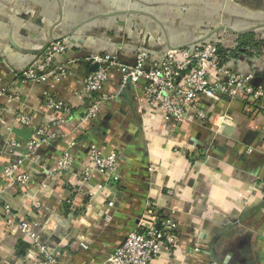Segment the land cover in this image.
I'll return each mask as SVG.
<instances>
[{"label":"crops","instance_id":"obj_1","mask_svg":"<svg viewBox=\"0 0 264 264\" xmlns=\"http://www.w3.org/2000/svg\"><path fill=\"white\" fill-rule=\"evenodd\" d=\"M263 30L264 0H0V77L12 94L0 95V148L62 115L45 106V91L72 107L64 123L50 128L55 139L38 157L21 161V169L33 175L29 185L1 179L3 163L19 159V152L0 155V192L7 206L15 217L34 222L60 264L106 258L134 229L147 202L161 212L172 210L179 230L174 251L151 264H264V117L251 99H204L211 114L226 118L221 129L190 117L163 128L164 114L153 110L144 117L136 111V124L125 101L129 91L114 70L103 90L113 98L93 121L80 122L86 104L76 95L91 53H113L132 63L138 47L156 54L216 37L228 50L226 65L251 72L252 86L264 88ZM250 33L259 46L245 55L240 38ZM58 37L69 48L57 62L71 75L55 83L21 84L15 93L10 69L22 70ZM139 91L132 86L134 103ZM19 113L30 116L29 125L19 123ZM71 143L76 153L66 185L68 173L49 171ZM91 143L118 155L115 181L99 171L80 179ZM29 244L0 207V264L29 262Z\"/></svg>","mask_w":264,"mask_h":264},{"label":"built area","instance_id":"obj_2","mask_svg":"<svg viewBox=\"0 0 264 264\" xmlns=\"http://www.w3.org/2000/svg\"><path fill=\"white\" fill-rule=\"evenodd\" d=\"M220 46L221 37L185 46H173L156 54L138 47L132 63L120 61L113 53L89 54L85 57L86 64L88 66L97 64V68L87 70L79 79L76 95L86 104L80 122L93 121L106 103L113 98V95L103 91L104 84L113 70L119 73L122 86L130 83L140 90L134 96V100L141 117L150 110L164 114L163 128L190 117L197 123L212 121L221 129L226 123V118L221 114H211L204 105V99L213 101L222 98L231 101L251 99L259 116L264 117V88L252 86L251 72L242 73L226 65ZM68 48V41L58 37L45 46L25 68L19 71L10 69V83L15 88L14 92L17 93L21 84L55 83L67 79L71 75V70L57 60ZM2 63L4 60L0 56V64ZM213 73L221 77L213 78ZM2 80L0 77V95H6L11 99L12 94L8 93L9 86ZM44 97L45 106L62 115L51 119L43 127L32 128L27 139H11L6 149L0 148V155L19 152V159L7 161L2 165L1 179L8 181L9 184L27 186L32 182L33 175L21 169V161L34 159L39 149L49 145L57 136L50 128L61 125L71 115L72 107L65 101L54 98L49 90L44 92ZM17 120L22 125L30 124V116L24 113H19ZM74 147V143H71L56 157L49 171L51 176L68 173L66 185L71 184L70 173L76 153ZM87 153L86 161L79 172L80 179L87 180L96 171L104 173L108 181L117 179L118 155L115 152L105 153L91 143L87 147ZM155 168V163H151L149 170L154 171ZM113 204V201H108V206ZM0 207L6 214L14 217L15 224L30 240L26 253L29 262L6 261L3 264H60L57 255L49 250L42 235L34 231V222L15 217L16 214L7 206L1 192ZM172 213V210L161 212L156 205L147 202L143 212L137 217L134 229L126 234L119 246L97 264H151L153 259L171 254L179 234Z\"/></svg>","mask_w":264,"mask_h":264},{"label":"trees","instance_id":"obj_3","mask_svg":"<svg viewBox=\"0 0 264 264\" xmlns=\"http://www.w3.org/2000/svg\"><path fill=\"white\" fill-rule=\"evenodd\" d=\"M252 38L253 37L251 33L242 35V37L240 38V41H241L240 46L245 47V49H243L241 53H244L245 55H250L252 53V50H254L255 48H258L259 42H256ZM220 52H221L222 58H224L225 57L224 55L228 53V50L220 46Z\"/></svg>","mask_w":264,"mask_h":264},{"label":"water","instance_id":"obj_4","mask_svg":"<svg viewBox=\"0 0 264 264\" xmlns=\"http://www.w3.org/2000/svg\"><path fill=\"white\" fill-rule=\"evenodd\" d=\"M221 29H225V30H227V31H232V32H235L234 30H232L231 28H229V27H221ZM236 32H238V33H240V32H242V31H236ZM55 38H52L51 39V41H53ZM171 48L173 47V46H170ZM170 47H168V48H170ZM167 48V49H168ZM97 68V64H94V65H90L89 67H88V69L87 70H89V71H92V70H95ZM125 88H127L128 89V91H129V99L128 98H126L125 99V101H127V102H129V104H130V106H131V108H132V110H133V113H134V120H135V122H136V124L138 125V121H137V109H136V104L133 102V99H132V97H131V89H132V85L130 84V83H126L125 84V86H124Z\"/></svg>","mask_w":264,"mask_h":264},{"label":"rangeland","instance_id":"obj_5","mask_svg":"<svg viewBox=\"0 0 264 264\" xmlns=\"http://www.w3.org/2000/svg\"><path fill=\"white\" fill-rule=\"evenodd\" d=\"M262 33H263L262 35H264V30L262 31ZM221 42H222V41H221ZM230 45H231V44H230ZM230 47H231V46H230Z\"/></svg>","mask_w":264,"mask_h":264}]
</instances>
